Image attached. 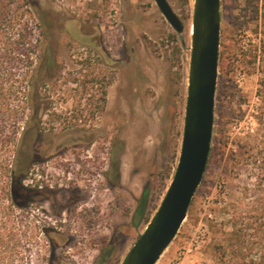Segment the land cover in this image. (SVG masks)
Instances as JSON below:
<instances>
[{"label":"rangeland","instance_id":"obj_1","mask_svg":"<svg viewBox=\"0 0 264 264\" xmlns=\"http://www.w3.org/2000/svg\"><path fill=\"white\" fill-rule=\"evenodd\" d=\"M34 1L44 41L34 107L43 105L44 117L39 125L31 122L33 110L25 115L19 158L25 129L36 125L32 143L41 156L84 139L95 142L96 152L103 147L105 177H97L96 197L84 206L99 210V223L83 222L56 196L27 203L25 219L35 221L28 248L43 253L39 264H122L179 162L195 0H168L183 20L182 33L155 0ZM247 5L222 0L209 161L186 220L157 264H263L264 16L254 20ZM54 160L45 165L49 174Z\"/></svg>","mask_w":264,"mask_h":264},{"label":"water","instance_id":"obj_2","mask_svg":"<svg viewBox=\"0 0 264 264\" xmlns=\"http://www.w3.org/2000/svg\"><path fill=\"white\" fill-rule=\"evenodd\" d=\"M178 33L184 23L168 0H155ZM222 0H195L184 133L177 169L144 232L122 264H157L178 235L201 185L212 147L219 77Z\"/></svg>","mask_w":264,"mask_h":264},{"label":"trees","instance_id":"obj_3","mask_svg":"<svg viewBox=\"0 0 264 264\" xmlns=\"http://www.w3.org/2000/svg\"><path fill=\"white\" fill-rule=\"evenodd\" d=\"M247 2L254 20L264 16L260 0ZM39 26L34 0H0V264H39L45 258L28 248L34 239L35 221L25 219L27 206L17 197L22 124L37 104L36 66L44 50V41L36 32ZM147 192L138 214L145 211ZM244 263L248 264L246 259Z\"/></svg>","mask_w":264,"mask_h":264},{"label":"flooded vegetation","instance_id":"obj_4","mask_svg":"<svg viewBox=\"0 0 264 264\" xmlns=\"http://www.w3.org/2000/svg\"><path fill=\"white\" fill-rule=\"evenodd\" d=\"M42 111L43 105L33 108L35 124H41L44 117ZM103 111L99 109L98 113ZM35 127L29 125L25 129L21 145V203L26 205L31 200L50 202L56 196L61 206L73 210L71 214L77 210L83 222L99 223V210L92 209L89 213L84 206H89V202L96 197L97 177L101 174L105 177L103 147H98L96 152L95 142L84 139L74 144H60L55 151L41 156L40 150L32 143ZM49 160H54V172L51 174L45 167Z\"/></svg>","mask_w":264,"mask_h":264}]
</instances>
